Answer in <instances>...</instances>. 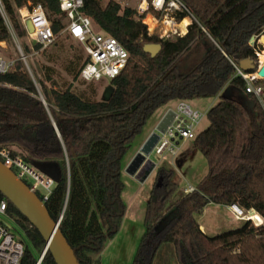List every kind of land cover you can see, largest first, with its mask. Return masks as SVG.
<instances>
[{
  "label": "trees",
  "instance_id": "1",
  "mask_svg": "<svg viewBox=\"0 0 264 264\" xmlns=\"http://www.w3.org/2000/svg\"><path fill=\"white\" fill-rule=\"evenodd\" d=\"M28 1L45 7L58 39L65 27L59 0H3L18 39L26 35L18 9ZM180 1L186 9L177 12V19L191 16L192 22L184 35L171 38L149 33L143 19L148 14L163 16L151 4L139 14L116 0L105 6L101 0H84V13L129 52L125 68L110 80L114 91L109 100L86 99L72 84L61 90L46 72L48 86L34 79L21 58L0 74V145L54 178L44 203L55 221L62 215L59 227L80 264H103L101 253L121 227L126 212L123 159L147 121L173 99L209 97L226 84L239 99L221 97L207 111L208 127L193 139L207 161L206 175L179 195L174 170L157 168L145 231L132 264H153L165 243L174 245L177 264H264V223L243 220L234 230L210 236L198 221L213 203L237 204L264 219V110L258 98L246 92V81L233 64L245 59L258 64V46L251 40L264 31V0ZM12 40L0 13V42ZM147 43L161 45L156 56L144 51ZM202 45L206 48L201 57L185 66L184 56ZM41 47L35 44L37 50ZM24 50L30 48L24 45ZM75 57L79 61L82 54ZM82 65L74 71V80ZM1 201L22 229V264H36L45 239L0 191ZM170 213L171 220L159 230ZM41 264H57L49 250Z\"/></svg>",
  "mask_w": 264,
  "mask_h": 264
},
{
  "label": "rangeland",
  "instance_id": "2",
  "mask_svg": "<svg viewBox=\"0 0 264 264\" xmlns=\"http://www.w3.org/2000/svg\"><path fill=\"white\" fill-rule=\"evenodd\" d=\"M124 7H131L138 10L140 0H116ZM108 0H101L103 6ZM192 20V17L189 16ZM19 18V14H18ZM150 16L146 21L150 26L156 27ZM20 19V18H19ZM66 23V20L64 21ZM158 24V23H157ZM153 28V27H152ZM148 29L149 31L152 30ZM166 25L159 23L154 31V34H165ZM178 29V28H177ZM264 35V34H263ZM168 36L175 38L178 34L175 31H169ZM262 40V36L260 37ZM252 42V40H251ZM16 42L14 39L11 42H0V54L8 61H15L21 58L25 63L27 70L37 79L45 81L46 72L49 73L57 82L59 89H65L69 84L73 85V90L81 94L84 98L90 100H101L105 89L110 86V79L104 78L100 81H84L81 76L74 80V71L79 70L86 53L83 45L73 39L67 32L61 31L59 38L54 44H50L46 48L37 50L32 37L27 34ZM24 45L30 48L27 53L24 50ZM263 44H259L262 48ZM205 46L193 47L188 54L184 56L183 64L190 66L201 57L205 51ZM22 54H25L23 59ZM82 54V59L77 60L76 55ZM46 68H49L46 70ZM48 86L50 83L45 81ZM230 96L239 99V94L230 85L226 84L220 91L209 97H201L194 100H187V103L192 108L201 112L207 111L216 105L221 97ZM179 100L173 99L167 105L159 108L154 115L147 121L143 132L137 136L130 151L123 159L122 180L125 183V188L122 192V199L126 204V212L123 217L121 227L117 234L107 241L105 248L101 253V261L103 264H132V261L137 253L141 237L145 231L144 218L146 205L153 188L157 168L164 166L173 169L175 172L174 180L179 184V195L188 192L193 186L206 175L208 171L207 161L203 154L194 147L193 139L179 140V144L175 151L166 150L163 156H159L155 150L150 152L149 159L155 163L154 168L147 175L144 183L136 179L127 172V166L131 162V156L136 155L142 145L147 140L148 133L152 130L157 131V126L163 115L169 108H176ZM209 125L207 114L197 126L196 132L199 133L205 130ZM134 158V157H133ZM130 161V162H129ZM7 222L12 226V231L19 237L22 229L12 217L6 218ZM198 221L205 228V232L210 236H215L230 230H234L243 224V220L237 219L224 205L211 204L206 206L205 211L198 217ZM153 264H177L175 257L174 245L165 243L159 249Z\"/></svg>",
  "mask_w": 264,
  "mask_h": 264
},
{
  "label": "built area",
  "instance_id": "3",
  "mask_svg": "<svg viewBox=\"0 0 264 264\" xmlns=\"http://www.w3.org/2000/svg\"><path fill=\"white\" fill-rule=\"evenodd\" d=\"M150 4L156 11L163 13L161 18L155 17L158 24L160 22L164 23L168 17L175 25L181 24L184 20L180 21L176 17L177 12L186 9L180 0H151V2L149 0H140L138 5L139 14L145 13ZM59 5L66 20L62 31L67 32L73 39L80 42L86 53V58L81 68V78L84 81L91 82L100 81L104 78L111 80L118 76L127 64L129 58L127 49L114 36L100 29L92 18L84 13V0H59ZM0 13L12 38L18 42L20 48L19 39L5 10L3 0H0ZM18 14L21 24L27 34L32 37L35 44H40L41 48H46L55 41L56 35L52 29L47 10L41 3L28 1L26 5L18 9ZM146 18L143 19L144 23H146ZM191 22L192 20L185 27L188 28ZM146 24L149 25L148 23ZM155 29L149 31V33H154ZM175 32L182 36V30L176 28ZM168 33L165 32V34H159V36L169 37ZM263 34L264 31L262 34L254 36L252 44H257V46L264 44L260 39L261 36H264ZM261 49L258 46L255 51L258 64L254 71L247 72L240 65L233 64L237 75L246 81V92L253 93L264 110V78L258 74L263 64L260 59ZM22 57L25 59V54H22ZM13 63V61L6 60L0 54V74L6 73ZM205 114L207 113L192 108L187 101L179 100L176 108L167 109L160 120L157 126L160 137L152 151L155 150L159 156H163L166 150L174 152L179 140L194 139L197 135V126ZM147 158H149V155ZM0 160L12 169L43 202L49 198L55 186L53 177L42 173L28 163L20 154H15L3 145H0ZM192 189L193 187L187 191ZM230 209L237 219L251 220L255 225L264 223V219L254 210L245 211L237 204H231ZM8 216L6 201H1L0 264H22L25 255V243L12 231V226L6 220ZM45 252L44 250L36 264H41Z\"/></svg>",
  "mask_w": 264,
  "mask_h": 264
},
{
  "label": "water",
  "instance_id": "4",
  "mask_svg": "<svg viewBox=\"0 0 264 264\" xmlns=\"http://www.w3.org/2000/svg\"><path fill=\"white\" fill-rule=\"evenodd\" d=\"M264 43V36H262ZM161 50L159 43H147L144 46V51L156 56ZM240 67L244 71H254L257 67L251 59H245L240 62ZM258 74L264 78V62L258 71ZM114 88L108 86L104 91V99L109 100ZM39 99L45 103V100L40 95ZM56 130L58 131L56 125ZM161 129V128H160ZM160 134L154 131L142 145L140 150L127 166V172L137 177L143 176L146 172H150L155 163L147 156L152 151L154 145L159 140ZM0 191L3 192L8 199L18 208V210L35 226L46 241V250H49L57 264H80L76 250L71 247L66 237L63 235L59 225L62 215L58 221H55L45 203L40 197L30 190L29 186L21 180L15 172L7 167L0 160ZM171 213L165 217L158 226L161 230L165 224L171 220Z\"/></svg>",
  "mask_w": 264,
  "mask_h": 264
},
{
  "label": "crops",
  "instance_id": "5",
  "mask_svg": "<svg viewBox=\"0 0 264 264\" xmlns=\"http://www.w3.org/2000/svg\"><path fill=\"white\" fill-rule=\"evenodd\" d=\"M148 16H150V18H149V20H152V21H154L155 23H156V27H157V22H156V20H155V17L153 16V15H151V14H148L147 15V17ZM190 21H191V19L189 18V17H186V18H184V20L181 22V24H183L184 26H181V24H179V25H175V26H173V31H175V29L176 28H178L179 30H182V33H181V35H184L187 31H188V28H186L185 26L186 25H188L189 23H190ZM151 25H153L152 23H151ZM153 28H152V30H154V25L152 26ZM194 100V99H193ZM153 133V131L151 130L149 133H148V135H147V137H146V139L151 135ZM134 156H135V154H134ZM133 155L131 156V159L130 160H132L133 159V157H134ZM130 162V161H129ZM157 170V169H156ZM133 177H135L136 179H138V180H141V183H144L145 182V180H146V178H147V176H141V177H137V176H135V175H132ZM194 187V186H193ZM209 205H211V204H209ZM208 206V205H207ZM231 213H232V211H231V209H230V206H228V205H224ZM205 211V210H204ZM204 213V212H203ZM233 214V213H232ZM200 224V223H199ZM200 226H201V229L205 232V228L203 227V225H201L200 224ZM206 233V232H205ZM114 239V238H113Z\"/></svg>",
  "mask_w": 264,
  "mask_h": 264
},
{
  "label": "bare ground",
  "instance_id": "6",
  "mask_svg": "<svg viewBox=\"0 0 264 264\" xmlns=\"http://www.w3.org/2000/svg\"><path fill=\"white\" fill-rule=\"evenodd\" d=\"M144 6V5H143ZM154 23L156 25V23L152 20H150V23ZM164 24L166 25L167 29H166V32H169V31H173V26H175V24L173 23V21L168 17L165 19L164 21ZM181 26H184L183 24H181ZM152 28V26H150ZM150 28V29H151ZM156 28V27H155ZM154 28V29H155ZM260 59L262 62H264V44L262 45V49H261V52H260Z\"/></svg>",
  "mask_w": 264,
  "mask_h": 264
},
{
  "label": "flooded vegetation",
  "instance_id": "7",
  "mask_svg": "<svg viewBox=\"0 0 264 264\" xmlns=\"http://www.w3.org/2000/svg\"><path fill=\"white\" fill-rule=\"evenodd\" d=\"M153 168H154V167H152V169H153ZM152 169H151V171H152ZM151 171H150V172H151ZM148 173H149V172H148ZM148 173L146 172L145 174H143V176L147 175Z\"/></svg>",
  "mask_w": 264,
  "mask_h": 264
}]
</instances>
